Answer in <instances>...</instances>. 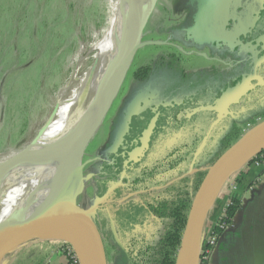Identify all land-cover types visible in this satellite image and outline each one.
Segmentation results:
<instances>
[{
    "label": "rangeland",
    "instance_id": "374dc122",
    "mask_svg": "<svg viewBox=\"0 0 264 264\" xmlns=\"http://www.w3.org/2000/svg\"><path fill=\"white\" fill-rule=\"evenodd\" d=\"M115 1L0 0V159L23 153L31 145L32 136L36 137L56 112L61 90L73 81L74 75L81 76L92 64L89 49L109 28L113 17L111 6ZM259 1L260 4L258 0H205L198 27L189 30L183 26L188 16L184 9L186 0L156 1L142 28L140 47L124 81L83 151L82 164L90 162L82 171L84 189L74 198L77 209L96 206L87 221L95 226L106 244L108 264H126L124 251L132 240L154 239L156 225L146 214H133L134 222L124 227V223H115L110 213H115L135 196L125 193L113 201L111 195L116 187L119 192L128 188L125 180L135 174L126 170L106 176L102 171L108 163L113 165L114 159L109 156L123 144L121 138L125 131L140 132L145 118H150V111L159 112L161 105L155 110L146 109L157 103L162 88L201 90L196 93L197 102L212 98V92H216L214 103L202 107L203 111L214 114L213 119L220 118V123L210 133L214 140L206 145L207 153L204 147L196 162H200L202 172L208 169L209 160L223 154L218 141L225 132L232 129L229 136L240 133L237 138L240 139L264 117V30L257 34L262 37L256 35V39H248L259 19L263 0ZM238 36L247 38L239 47ZM169 38L176 48L167 45L171 43ZM225 50L230 55L224 53ZM160 54L164 58L170 55L171 61L152 71L142 83L135 80L137 69L151 62L157 64ZM219 62H227L228 68ZM225 80L233 81V85L224 88ZM215 82H219L220 87L214 90ZM209 118L212 120L211 116ZM207 120L206 116L200 117L199 122L190 127L198 126L199 133L203 134ZM86 124L82 129L89 128ZM165 127L163 132H155L149 143L156 154L163 156L183 142L194 146L193 138H188L190 127H183L188 134L185 136L180 135V124L177 129L175 124L172 128ZM173 131L179 135L172 137ZM203 145L204 142L200 149ZM148 158L146 164L154 160L153 154ZM107 177L111 185L106 183ZM1 184L0 170V191ZM98 184L109 187L103 197L98 196ZM137 202L136 197L134 204ZM98 210L110 216L109 223Z\"/></svg>",
    "mask_w": 264,
    "mask_h": 264
},
{
    "label": "bare ground",
    "instance_id": "6f19581e",
    "mask_svg": "<svg viewBox=\"0 0 264 264\" xmlns=\"http://www.w3.org/2000/svg\"><path fill=\"white\" fill-rule=\"evenodd\" d=\"M152 2L116 0L112 4L109 28L89 49L92 64L81 76L74 75L73 81L61 90L56 112L34 144L23 153L1 157L0 226L13 225L27 217L62 215L71 219L77 215L74 198L84 189L80 167L86 128L82 127L93 124L99 102L105 104L114 96L115 72Z\"/></svg>",
    "mask_w": 264,
    "mask_h": 264
},
{
    "label": "water",
    "instance_id": "95a60500",
    "mask_svg": "<svg viewBox=\"0 0 264 264\" xmlns=\"http://www.w3.org/2000/svg\"><path fill=\"white\" fill-rule=\"evenodd\" d=\"M157 0H153L150 10L146 14L143 22L140 24L133 43L128 46L126 55L114 76V96L104 103L99 102L98 113H94L95 120L82 134L81 150L85 147L100 127L111 104L117 95L128 67L132 62L137 50L140 47L142 28L147 17L152 12ZM38 136V135H37ZM32 140L31 145L37 139ZM264 149V120L253 126L245 132L231 147L207 169L206 174L199 185L192 203L190 205L185 227L181 236L179 248L175 257L174 264H199L200 250L203 245L204 227L207 215L212 202L230 174L238 166L248 163L254 156ZM247 160L240 162L248 153ZM82 164L80 171H83ZM240 162V163H239ZM244 163V164H243ZM84 182V180H83ZM77 215L74 218H67L62 215L36 216L26 218L13 225L0 226V261L16 248L28 241L46 237L53 234L59 241L67 243L80 264H108L104 245L100 234L93 224L87 221V217L96 210V206L85 210L77 209Z\"/></svg>",
    "mask_w": 264,
    "mask_h": 264
},
{
    "label": "trees",
    "instance_id": "16d2710c",
    "mask_svg": "<svg viewBox=\"0 0 264 264\" xmlns=\"http://www.w3.org/2000/svg\"><path fill=\"white\" fill-rule=\"evenodd\" d=\"M191 2H194V0H191ZM185 5L186 7H184V9H187L188 8L187 3H185ZM196 9L197 7H195V10ZM195 10L194 13L191 14L192 17L190 16L188 21L187 18L184 20L183 26L185 30H189L193 25V21L195 18ZM179 41L182 40L180 39ZM224 53L230 55L228 50H225ZM161 55L159 61H157V64L151 62L137 69L134 75L135 80L144 81L148 79L150 72H152L156 68L164 66L166 61L167 63L171 61L170 55L168 56L167 60ZM184 75L185 74L183 73L182 76ZM263 120L264 117L261 118L259 122ZM256 124H253V126H255ZM234 126L232 125V127ZM231 133H232V129L228 132H225L224 135H222V137L218 141L222 153L231 146L230 144L232 141L234 140L236 141V139L239 137L240 134L237 133L234 136H229ZM130 134L132 135V137L135 135V133L129 130L125 131V135L122 136L121 141L124 142L126 139H128ZM34 137L35 135L32 136L33 139ZM207 144L202 146L201 149L199 148L200 152L204 147H205L204 150H206ZM197 148H198L197 143H194V146L193 145L185 146L184 149H186L187 151L184 153L185 157L183 158L181 157L182 153L180 151V148H174L171 151L170 155L166 158V161L167 162L169 161V163H167V166L170 168V170H174L173 171L174 173L167 180L168 181L176 180V181L171 185H169L168 187L164 188V184L166 182L156 183L152 181L148 185H144L142 178L141 179L135 178L136 180L128 184L129 190L125 192L126 194L130 192L134 193L139 191H146L148 188H152L154 186H160V187L162 186L163 188L155 189L153 191H148L140 194L137 197V199L138 202H140V204L142 203L141 206L139 205L138 202L134 204V200L136 198L134 196L131 197V199L122 208H117L118 209L117 211L119 212H121L124 209L123 212L121 213L118 212L117 214L122 216L124 219H126V223L129 222L131 224L134 222L132 221L133 214L144 213V211H146L148 212V215L151 216L152 219H154L153 223H155L156 225V231L154 233L153 236L154 239L152 241L137 242L136 240H132L128 244L126 250L124 251V257H123L124 263L174 264L190 205L192 203V200L199 185L201 184L206 174V172H202L201 167H199L198 163L200 162L196 163V166L194 167L199 171L197 173H192V174L189 173V170L192 167V164L195 159ZM207 151L208 148L205 153H207ZM215 160L217 159L209 160L210 161L209 167L215 162ZM255 161L258 162L264 161V149L260 153H258L250 161V163L253 164V162ZM105 190H106L105 188L104 189L102 188V190L99 192V195L101 196L103 192H105ZM112 206H115V203ZM240 208H241L240 202L236 199H231L229 205L227 206V208L223 213L222 220L225 223L228 224L230 223L231 225L232 219L238 213ZM219 232L220 231H218V228H215L214 233H219ZM207 250L210 251V248L208 247ZM207 254L208 253L203 252L202 255H200L199 258L200 264H206L205 258Z\"/></svg>",
    "mask_w": 264,
    "mask_h": 264
},
{
    "label": "flooded vegetation",
    "instance_id": "af4514ba",
    "mask_svg": "<svg viewBox=\"0 0 264 264\" xmlns=\"http://www.w3.org/2000/svg\"><path fill=\"white\" fill-rule=\"evenodd\" d=\"M203 1H205V0H194V2H191V0L190 1L187 0V2H186L188 5V8L186 9L188 12L187 13L188 14L187 21L189 20L191 14L194 13L195 7H197V9L195 10V18L193 21V25L191 26V29L198 27V21H200L202 14H203V9H202ZM263 4H264V0H263ZM261 30H264V5L262 6V11H260L259 19H258L257 23L255 24L254 30L251 31V36L248 39H253L254 37L256 39L258 36L257 34H259V32L261 33ZM253 32H254V35H253ZM258 37L260 38L262 36H258ZM245 38L246 37H244V36H241V37L238 36V39H237V46L238 47L245 41ZM262 38H263L262 40H264V35ZM169 40L171 41V43L168 42L167 45L169 47L171 45L172 47L176 48L177 46L172 42L171 38H169ZM193 45H194V41H193ZM214 45H216V44H214ZM251 45H253V44H251ZM246 46H248V45H246ZM161 56H163V55H161ZM168 56L169 55H166V60L168 59ZM219 63L221 65L227 67V68L229 66L227 62L226 63L219 62ZM247 63L248 62H246V64ZM150 73H152V72H150ZM255 78H257V77H255ZM134 79H135V77H134ZM257 79H259V78H257ZM138 82L142 83L143 81L138 80ZM254 82H256V81H254ZM213 84H214V90L217 87H220L219 82H215ZM227 85L232 86L233 81H227L226 82V80H225L224 88ZM222 90H220V91H222ZM199 91H201V90H199ZM199 91L197 89H195V90L193 89V90L189 91V90L185 89L184 87L180 88V90H178L177 88L171 89L170 87H168L167 89L162 88L160 90L161 94H159V96H158V98H160V99H158L157 103L152 105L150 108L147 106V108H149V109H146V110H155V108L157 106L161 105L160 109L158 110L159 112H157L155 114V113H152L150 111V114H151L150 118L146 117L145 121H143V123H144L143 129L140 132L137 131L133 137L130 134L129 138L126 139L123 142V144L120 145V147H118L116 149V151H113L114 154L112 153L111 154L112 156L110 155L109 157L114 159V163L112 166H110L108 163L107 166L105 168H103L105 170L102 171V173L106 174V176H111L113 173L126 172V170H129V171H132L135 174V176L130 178L128 181L125 180V182H127L128 184L130 182L136 180V179L142 178L144 185H148L152 181L156 182V183L166 182L164 184V188L168 187L169 185L174 183L176 180H171V181L167 180L174 173L173 172L174 170H170V168L167 166V163H169V161L167 162L166 158L170 155L171 151L174 148H180V151L182 153L181 157L182 158L185 157L184 153L187 150L184 149V147L187 146L188 143L183 142L182 145L180 144L178 146L171 148V150L169 149L170 151L169 150L166 151V153L164 154L165 156L164 155L160 156V155L156 154V152L153 148L149 147V143H150L151 139L154 137L155 132H157V131L163 132L166 129L165 126L172 128V125H174V124L176 125L175 129L178 128L177 124H180V126L182 127V129L180 127L178 128V130H181V132H180L181 136L188 135L187 132L183 131V127L186 126L187 128H189L190 124H193L195 122H199L198 120L200 119V117L206 116V118L208 119L207 120L208 125L206 126V129L203 131V134L199 133L198 126H196L195 129L193 128V126H191L189 129L190 130L189 131L190 136H188V138L192 137L193 138L192 142L198 144V148H197L196 155H195L197 159H194V165L192 164L193 167L190 168L189 173L190 174L197 173L199 170L195 169L194 167L196 166V162H197L198 157L200 156V153H201L199 148L203 144V142L205 145L207 143H211V140H214L213 136H211L210 133H213L212 128H214L217 124L220 123V118H219V120L216 117H215V119H213L214 114L213 113L209 114V113L205 112L206 110L203 111V108H202V107H205L206 105H211L214 103L213 101H214V96L216 95V92H212V94H211L212 98L205 99L204 102H197L195 100V97H196V93H199ZM219 94H220V92H219ZM219 94L217 96H219ZM177 112H179V113H177ZM209 116L212 117V120H209L210 119ZM179 117L181 118L182 123L179 122ZM173 132L174 133H173L172 137H174V135L178 134L175 131H173ZM152 143L153 142H151V144ZM144 147H145V149H144ZM151 153L153 154L154 160L151 163L146 164V160L149 159L148 157ZM132 154H133V156H132ZM134 157H136V158H134ZM165 163H166V166H165ZM106 179H107L106 183L111 185L110 180H108L109 178L107 177ZM97 186L99 188V192L102 190V188L106 189L105 192H103V194L101 196L98 194L99 197H103V195H105V193H107L109 187L107 185L104 186V184H98ZM128 188H129V185H128ZM128 188H125L124 190H121L120 192H119V187H116L115 189H113V192L111 193L112 197H114L113 201H116L117 197L124 195L125 192L129 190ZM161 188H163V187L162 186L161 187L160 186H154L152 188H148L146 191H139V192H134V193L130 192V194H134L136 197H138L142 193H145L148 191H153L155 189H161ZM116 195H117V197H116ZM113 201L111 203H113ZM138 203L141 206L142 203L141 204H140V202H138ZM123 210L121 212H123ZM97 212L102 213L100 210H98ZM114 212L115 213L110 212L112 215L113 221L114 222L117 221L119 224L124 223L123 226L127 227V226H125L126 224H128V223H126V219H124L122 216L117 214L119 211L115 210ZM121 212H119V213H121ZM144 214H146V216L150 217V220L152 222H154V219H152V217L148 215V212L144 211ZM102 215H103L104 221H107V223H109V217L110 216L106 213H102ZM123 230H126V229L122 228V231ZM103 241H104V239H103ZM217 242H218V240H217ZM103 245L105 246L106 244L104 243ZM216 245H217V243H216ZM216 245H215V247H216ZM104 249H106V248H104ZM105 254H107L106 251H105Z\"/></svg>",
    "mask_w": 264,
    "mask_h": 264
},
{
    "label": "crops",
    "instance_id": "0c3cea01",
    "mask_svg": "<svg viewBox=\"0 0 264 264\" xmlns=\"http://www.w3.org/2000/svg\"><path fill=\"white\" fill-rule=\"evenodd\" d=\"M263 5L262 1L260 11ZM231 199L238 200L241 208L229 229L219 234L206 264H264V169L252 163L234 169L218 190L209 208L210 221H206L216 223ZM59 243L52 236L32 239L6 255L0 264H66Z\"/></svg>",
    "mask_w": 264,
    "mask_h": 264
},
{
    "label": "built area",
    "instance_id": "2783aa9c",
    "mask_svg": "<svg viewBox=\"0 0 264 264\" xmlns=\"http://www.w3.org/2000/svg\"><path fill=\"white\" fill-rule=\"evenodd\" d=\"M253 165L264 169V161L262 162L255 161L253 162ZM222 218H223V215L215 224L210 223L209 225L207 224L208 226L206 225L205 230H204L203 245L200 250V255H202L203 252H206L209 254V250H207V248L208 247L210 249L214 248L217 243L219 234L229 229L230 223L229 224L225 223L222 220ZM215 228H218V231L220 232L214 233ZM59 244H60L59 249L65 256L66 264H80L76 255L74 254V251L67 243L60 242ZM207 256L205 259H207Z\"/></svg>",
    "mask_w": 264,
    "mask_h": 264
}]
</instances>
